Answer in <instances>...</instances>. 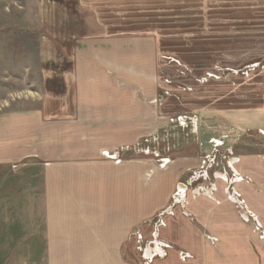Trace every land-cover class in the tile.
Segmentation results:
<instances>
[{
  "label": "crops",
  "instance_id": "crops-1",
  "mask_svg": "<svg viewBox=\"0 0 264 264\" xmlns=\"http://www.w3.org/2000/svg\"><path fill=\"white\" fill-rule=\"evenodd\" d=\"M152 2H57L38 107L0 115V253L24 264H264V160L240 151L248 120L232 132L190 121L195 147L163 169L131 158L157 156L139 142L167 123L158 40L113 29L153 22ZM211 140L224 163L198 178Z\"/></svg>",
  "mask_w": 264,
  "mask_h": 264
},
{
  "label": "rangeland",
  "instance_id": "rangeland-1",
  "mask_svg": "<svg viewBox=\"0 0 264 264\" xmlns=\"http://www.w3.org/2000/svg\"><path fill=\"white\" fill-rule=\"evenodd\" d=\"M58 1L0 0V115L38 107L46 67L41 51L49 46L45 37L48 30H55L53 19L61 18ZM152 4L153 22L144 18L141 27H129L128 22L126 28L113 29L152 34L158 40L155 104L168 116L167 123L155 140L139 142L143 151L155 147L158 157L137 153L131 158L166 168L173 157H184L195 147L190 121L201 119L203 131L232 132L246 119L240 151L264 160V0H153ZM225 137L229 136L225 133L220 142ZM217 142L209 141L212 154L202 156L205 167L199 169L198 178L216 167L221 171L218 164L224 163L225 154ZM2 172L0 168V176ZM186 183L188 179L180 186ZM24 260L23 253H0V264H24Z\"/></svg>",
  "mask_w": 264,
  "mask_h": 264
}]
</instances>
